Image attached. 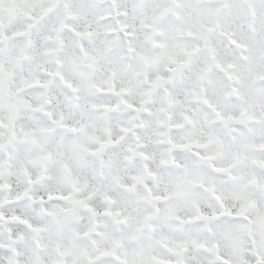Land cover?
Listing matches in <instances>:
<instances>
[{
    "label": "snow or ice",
    "instance_id": "obj_1",
    "mask_svg": "<svg viewBox=\"0 0 264 264\" xmlns=\"http://www.w3.org/2000/svg\"><path fill=\"white\" fill-rule=\"evenodd\" d=\"M0 264H264V0H0Z\"/></svg>",
    "mask_w": 264,
    "mask_h": 264
}]
</instances>
